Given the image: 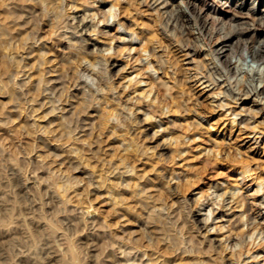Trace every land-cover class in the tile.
<instances>
[{
  "label": "rangeland",
  "instance_id": "obj_1",
  "mask_svg": "<svg viewBox=\"0 0 264 264\" xmlns=\"http://www.w3.org/2000/svg\"><path fill=\"white\" fill-rule=\"evenodd\" d=\"M1 1L2 0H0V6L2 7L0 8L10 13L8 8L18 3L20 0H4V3ZM26 1L30 4H34L36 1L38 2V0ZM79 1L64 0V4L60 10H63L62 14L68 17L70 21L73 16L76 15L77 17L92 16V13L95 11L92 10L93 4L90 3L94 0ZM96 1L98 2L96 6L102 8L105 13L110 12L112 4H117L119 7L116 8L121 12L119 19L114 20L109 24L110 27L105 29V32H109L111 36L115 35L114 40L111 42V45H114L111 50L107 42L109 40H106L107 36H97L95 33L94 35L93 32L91 33L92 35L88 32L87 35L84 36V38L86 37L88 40L89 45H85V43H82L83 45L81 44L82 40L79 36L80 34H78L79 38L76 36L75 39L74 37L72 38L71 35H68L71 37V41L68 42V38L62 36V34L66 32L64 29L60 30L59 36L62 37L58 40L54 39L51 43L48 33L50 28L48 27L53 23L54 17L53 13H50L52 11H47V8L42 5H38L35 8V13H33L35 19L33 18V21L26 25L27 30H22L21 32L24 36H27V34L32 35L31 28H35L40 36H44L45 38L47 36L49 39V41H47L48 49L51 50L52 56L55 51V53H57V51L59 53H65L66 56L69 55V52H73L76 54L75 56H77L78 52L85 49V51L90 52L91 58L94 61L98 59L97 61L103 64L104 70L107 71V78L105 79L103 76L98 77L96 72L92 78L96 80L97 86V79L101 80V78H103V84L106 85H103V91L106 92V94L104 93L105 95H103V91H101L102 93L99 92L101 95H97V100L99 99L98 101H100V98H103L104 101L101 99L100 103L95 100L93 101L95 104L93 102L91 104L96 105V107L100 109L101 104L107 107V105L111 103L114 107H118V109L116 107V110H118L119 116L121 114L123 116L127 115V113L123 111L125 106L135 111V119L140 121V123L138 125L133 124L129 126H132V135L139 140L142 151H149L147 154L143 155L144 157H141L140 163H137L139 169H144L143 171L148 174L147 188L144 190L145 193L143 190H140L142 189L140 186L135 188V186L132 185L131 188H128V180L133 174L132 172H127L122 166L120 167L119 173L122 174V172H124L123 176L125 178L122 177V180L119 179L121 180L119 183L121 182V189L125 188L123 191L124 201H119L121 204H116L119 199L116 201V198L112 199L107 193L105 186L103 188L99 173L102 169L105 172L108 168L106 165H108V161L110 160L106 162L105 160L112 159V156H104L105 150L113 154L112 148L114 147V145L109 142V138L105 135L99 136L97 133L95 138L88 135L86 137L87 140L81 142L82 144L92 142V149L96 155V159L99 158V168H102L99 171L93 168L95 165L94 162H92L91 165H86V163L83 165L82 163L85 162V158L83 161L78 159L75 153L76 151L72 156L73 152H71V149L75 150L73 145L67 147L66 151H52L50 149L52 145H54L53 147L57 146L54 140L57 132L53 133L52 130L55 129L57 121L63 117L64 112L56 113V115L54 113L47 114L51 111L49 108L52 106L48 104L45 106L46 108L43 107L47 113L42 112L43 109L34 113L29 104L23 107L19 101L11 98V91L19 90V92H23L26 99H28L30 95L29 91H27L28 86L30 83L35 82L36 77L33 75L32 65L29 63V66L25 68V75L21 73L17 76V70L11 69L10 67V70L3 75L5 82L0 81V264H124L125 260L122 257L119 246H124L125 244L135 245L137 255H139L136 258L137 264L141 263L139 259H144L145 263L149 261L150 258L147 255L144 256L145 250L150 257L156 256L167 259L170 264H249V262H251V264H263L264 252L260 254L258 260H254L253 258L257 254L256 252H259V246L257 244H255L256 246L249 244L244 248L245 253L242 256V261H238L239 252L229 251L227 249L230 247L234 248V244L238 242L237 239H235L237 235L235 233L230 234L227 230L232 227L236 218L239 219L241 213L244 211L243 207L238 208L237 203L233 202L229 205L230 211L221 209L216 212L213 217L215 222L210 223L208 228L219 229L217 226H220V224L226 225V230L224 228L221 232H209L204 228L203 224L200 223L202 219L200 212L210 210L213 207V205H211V200H209L207 204H204L202 209H197L192 213V216H195L194 218L192 217V219L196 221L197 226L202 230L200 232H195L193 230L182 209L189 203L202 200L206 196L211 197L213 193L219 197L226 192H235L237 189L241 190L244 188L245 191L241 190L240 192L243 191L242 194L246 196V192L249 191L247 195H250L255 190L256 184L254 182L250 183L249 181L251 178L249 177L245 180L249 182L246 186L242 177L238 176L240 164L245 161H248V171H251L255 176H260L264 182V91H260L257 95L254 94L256 89L249 91L247 86L237 85V78H239L240 81L255 78L256 82L259 84L257 90L264 87V78H262L261 73L250 68L253 63L264 65V52L262 53V58H256L249 49L243 48V43L238 45L236 44V40L233 41L232 46H230L231 50L229 51V55H232L231 65L226 64V62L224 63V66H227L230 70L228 72L221 63L224 59H219L215 55L216 53L212 51L215 49L218 50L222 45L217 44L211 45L212 47H210L205 36L201 33L200 26L191 18L181 0H166L169 3L168 6L163 3L160 5L157 4L154 7L149 6L151 0H149V3L144 4H141L139 0H116L118 2L115 0ZM161 1L163 0H160V2ZM226 2L227 0H208V3L213 9H218L222 13L225 12L227 16L225 21L220 22L216 27V30L219 32L221 31L220 33L223 35L230 34V31L240 32L244 36V41L252 42V44L257 46L264 45V24L261 21L262 19H258L262 15L260 13L257 14L259 7L264 9V0H230L227 4ZM260 2H262V4H260ZM237 5L239 6L236 8ZM65 8L67 9L66 13H64ZM241 8L243 10H241ZM177 9L184 15L186 24L175 18L174 10ZM240 10L243 12V14H241L243 18L234 17L233 13ZM252 10H254V12H252ZM97 19L98 17H95L96 22H99ZM87 20L88 22L91 21L90 19ZM232 20L234 22H232ZM118 21L125 23L124 28L128 30H120ZM72 22L74 23V21ZM99 24L100 27H103V23L101 24L99 22ZM165 26L167 31H165ZM16 29L19 30L20 27L16 26ZM132 29H134V33ZM44 31L46 32L44 33ZM169 32H175V35H169ZM120 33L126 35L128 40L138 36V39L134 40L133 43L140 48V51L141 48L146 45L147 51L142 53L140 51L136 52L135 50L128 51L124 49L123 52H117L118 49H115V46L118 44L120 45V49H123V44H120V40L117 43L115 41L119 39ZM93 46H95V50ZM107 47L108 50H106ZM48 49H46V51H48ZM5 52L6 51H0L1 72L5 70L4 65H11L10 60H14L13 58L15 56H17L16 58L19 60L26 56L23 51H19L18 55H9ZM139 55H141L142 58L147 55V59H142ZM76 59H78V56L75 60ZM161 59L168 63L167 65L170 64L168 68L163 71L159 70L160 64L158 61ZM107 62L108 65H105ZM85 64L86 62L83 60V66H90L88 63ZM74 65L75 64L72 65V72L69 71L73 77L75 76L76 81L78 73L74 74ZM149 66L157 69L156 76L150 73ZM95 68L96 66L94 70ZM62 70L63 76L67 75L69 72L66 70L64 71V69ZM140 73H144L141 75H146V73L147 75L149 74L155 81L161 77V81L169 82L173 89L171 93L174 95V98L176 96L175 101L177 102L181 98L178 103L180 105V110H182L175 114V118L171 117L173 114L169 113L168 108H165L166 106H162L163 98L158 93V89L152 88L149 83L147 84L148 81L136 83V81L141 78ZM213 74L217 76L226 74V78L218 80L216 82L217 85H213L211 84V76ZM203 76H205V78ZM47 77H51V75H47ZM31 78H33L34 81ZM231 85H237V89L234 90ZM112 88L117 90L115 95L110 90ZM151 88L154 90H152V94H150L152 98L150 96L143 98L144 96L141 92H143V90L149 91ZM4 89L6 93L2 92ZM93 89L96 90L95 88ZM180 90L182 91L180 92ZM216 90L217 92H215ZM70 92H74L75 95L79 93L74 90V87L70 89ZM219 92L228 93V97H231V99L216 95V93L218 94ZM87 95L90 96L89 93ZM158 95L159 98H162L160 102L158 100L152 102V99L156 96L158 97ZM8 97H10V100ZM90 100H92V98H90ZM109 100L111 102H109ZM72 101L76 106L75 102L77 99L73 98ZM111 104L107 109L114 108L110 107ZM148 106H151V110ZM152 109L155 110V112ZM163 109H167L168 112L163 111ZM74 110L76 109L73 108V112ZM152 111L153 113H151ZM95 113L97 112L94 109H88L87 113L83 116L90 117V119L95 118L97 121V115L99 116V113ZM236 113L238 115H236ZM59 114L62 115L60 116ZM152 114H155L154 117H156L153 119V122L155 121L154 126L148 120V116ZM122 115L119 119L124 121L122 120ZM233 116H238L235 125L232 122ZM38 119L42 122H39ZM174 119L176 120V124L175 130L172 131L168 126L174 124ZM115 120L117 119H111V121H113L111 123L116 124ZM161 120H163V122ZM167 121H169V125L166 124ZM48 124L50 126H48ZM245 125H248V127H244ZM18 126L20 128H18ZM26 129L30 131L27 132L28 134L26 133ZM161 129L167 130L161 131ZM29 134L30 136H28ZM173 135L174 137L179 136L180 139L178 141L180 142L174 139ZM104 139L108 140L105 141ZM100 145L102 146V150H100ZM37 148L38 151L36 150ZM33 149H35V151ZM69 153H71V155ZM152 155L154 157H152ZM116 161L117 160L114 158L111 164ZM104 164L105 166H103ZM89 166L92 167L89 168ZM115 166L114 163V167ZM81 168L84 169L81 170ZM119 173L115 171L111 175L106 173L105 176H108L109 179L112 180L115 175L116 177L118 176L117 178H120ZM182 177L184 178L183 180L181 179ZM187 181H189V186ZM63 183L64 185H62ZM192 185L194 187H192ZM57 187H61L62 189L59 188L58 191ZM63 189L64 191H62ZM65 189L68 190L66 191ZM163 189L166 191H163ZM185 189L188 190L185 191ZM163 192L166 196L165 194L163 195ZM60 194L64 195L61 196ZM162 195L165 198L162 197ZM99 197L100 199H98ZM147 197H149L148 200ZM167 197H171L172 199L169 198L171 199L169 200ZM82 198L89 201L85 200L88 205L84 202L87 207H89L90 203H93V207L95 209L97 208L95 215H86L88 209L85 207ZM141 198L146 201L144 203L138 202ZM224 199L225 201H232V197L227 195H225ZM113 200L115 203H113ZM147 201L150 202L148 203ZM259 202L260 201L255 205L256 208L253 207L251 213L253 217L257 219V225L264 227V208L258 207ZM81 204H84L83 206L85 208ZM137 204L138 207H136ZM155 204L159 205L157 206ZM173 204L174 206H172ZM152 205H155L154 207L156 208ZM165 208L166 211H164ZM237 215L238 217H236ZM161 218H163V220ZM163 223L166 227L161 225ZM240 230L247 232V226ZM257 233L258 232H256V234ZM246 234L248 235V233ZM169 239H171L170 241H174L175 246L173 245V241L172 244L170 242L167 243ZM225 240H227V245L224 244ZM138 246H140V248ZM201 246L202 248H200ZM137 248L142 252L140 251L141 253H139ZM155 248H157L158 251ZM249 248L250 252L248 253L247 249ZM168 249L170 251H168ZM210 249H212V251H210ZM236 253L238 255H236ZM196 259L197 261H195Z\"/></svg>",
  "mask_w": 264,
  "mask_h": 264
},
{
  "label": "bare ground",
  "instance_id": "obj_2",
  "mask_svg": "<svg viewBox=\"0 0 264 264\" xmlns=\"http://www.w3.org/2000/svg\"><path fill=\"white\" fill-rule=\"evenodd\" d=\"M3 3H4V0H2ZM1 1V2H2ZM66 1V0H65ZM79 1V0H78ZM91 1V0H90ZM93 1V0H92ZM95 1V2H94ZM93 2H90L92 3V10H95L94 13H92V18L90 19L91 21L88 22V20L86 19V17L88 16H84V17H77L76 16H73L72 20L70 21L68 19V17H66L64 14H62L63 10L61 11L60 9L62 8V5L60 3V0H45L46 4H47V11H52L50 13H53V23L50 25V28L48 33H49V39H51V43L54 39H59L61 38L62 36L64 38H68V42L71 41V37L68 36V35H71L72 38L74 37V39L76 38H79L78 37V34H80V38L82 40L81 44L82 43H85L89 45V42L88 40L86 39V37L84 38V36L87 35L88 32H90L89 34H91L93 32V34L95 33L97 36L98 35H106V40H109L107 41L109 44V47H110V50L111 48H113V46L111 45V42L114 40V36H111L109 32H105V29L109 28L110 25L109 23L107 22V18L104 17V16H101L100 13H105V11L102 9V8H98L96 5H98L97 1L94 0ZM103 1V0H102ZM116 1V0H115ZM212 1V0H211ZM230 0H227V2H229ZM257 1V0H256ZM9 2V1H8ZM80 2V1H79ZM118 2V1H116ZM133 2V1H132ZM181 2L185 5L186 9L188 10V13L189 15L191 16V18L195 21L196 24H198L200 26V30H201V33L205 36V39L207 40V43L210 45V47H212L211 45H217V44H221L222 46L218 49V50H212L213 52H215L216 56L220 59H224V61H222V65L224 68L227 69V71L229 72L230 70L227 68V66L225 67L224 66V63L226 62V64L228 65H231V62H232V55H229V51L231 50L230 49V46H232V42L236 40V44L240 45L241 43H243V48L245 49H249L251 51V53L256 57V58H262V53L264 52V45H255V44H252V42H246L244 41V36L242 33L240 32H231L230 31V34L228 35H223L222 33H220L219 31L216 30V27L220 24V22H224L225 21V18H227L225 12L222 13L220 10L218 9H213L212 6H210V4L208 3V0H181ZM226 2V4H227ZM165 4L166 6L169 5V3L166 1V0H163L160 2V4ZM211 3V2H210ZM10 4V3H9ZM87 4V3H86ZM140 4V3H138ZM158 4V5H160ZM255 4V3H254ZM260 4H262V2H260ZM38 5H42L43 7L45 6L44 3L40 2V0H38V2H34V4H30L28 3L26 0H20L18 3H15L13 4L11 7H9V12H5L2 8H0V51H6L5 53L9 54V55H18L19 51H23V53H25L24 55L25 58L23 57L22 59L20 58L17 59L15 56L13 59L14 60H10L11 62V65H4L5 67V70L3 72L0 71V81L1 82H5L4 81V77L3 75L6 74L9 70H10V67L11 69H16L17 70V76H19L21 73H23L24 75L26 74L25 72V68H27L29 66V64H31V68L33 70V75L36 77V80L35 82L33 83H30L29 86H28V90L29 91V98L26 99L25 97V94L23 92H19V90H13L11 91V98H14L16 99L17 101L20 102L21 106H25L27 104H29L30 107H32V110L34 113H36L37 111H39L40 109H43V107L47 106L48 104H51L52 106L49 108L51 109L50 112H46V110H42V112H46L47 114H55L56 113H62L64 112V115L63 117H61L58 121H57V125L55 127L53 131L54 132H57V135L55 136V142L57 144V146L53 147L54 145H52V148H50L52 151H58V150H64L66 151L67 150V147L69 146H72L75 148V150H72L71 149V152H73L72 156L74 155V152L76 153V156L78 157V159H80L81 161H83V159L85 158V162L82 163L83 165L86 163V165H91L92 162L95 163L94 167L95 169H97V171L101 170L99 168V158L96 159V155L92 149V142L88 143V144H82L81 142L82 141H86V137L88 135H90L92 138H95L96 137V134L98 133V135H102V136H106L109 138V142H111V144L114 145V147L112 148V153H110V151H106L105 150V155L104 156H112L111 158L112 159H107L105 160L108 161V165H106L107 170H104L102 169L101 172L99 173V178H101V182H102V186L104 188L107 189V193L111 196L112 199L116 198L115 201L117 199H119L116 204H121L119 201H124V198H123V194H124V189H121L120 187V183L119 181H121L122 177H124V172L119 173L120 172V167H124V169L127 170V172H132V176L129 178V184L127 185L128 188H131L132 185L136 187H141L142 189L140 190H145V188H147V183H148V174L145 173V171H143L142 169H139V165H137V163L140 161L141 157L144 155V154H147V152H149L148 150L147 151H142V148L140 146V143H139V140H137V137H133L132 135V132H131V127L132 126H129V124H127V122H124V121H121L119 119V117L122 115L119 116L118 115V110H116V107H114L113 104L109 103V105L111 104L110 107H114L113 109H107V107L109 105H106L105 106H102L101 104V110L98 109L96 107V105H94L95 103L93 101H98L97 100V95L100 94L99 92L101 91H97V90H94L93 87L90 86V84L86 81V80H81V79H78L75 81V76L73 77L71 75V72H72V69H73V64H75L74 66V69L73 70L76 74H83L84 76H87V77H92L94 74H95V70H94V67L96 66L97 64V58H96V54H95V58L97 59L96 61H94L91 57V54L90 52L88 51H85V49L81 52H78V59L75 60V58L77 56H75L76 54H74L73 52H69V55L66 56V54L64 53H59L57 51V53L54 52V55L52 56V52L50 49H48V42L49 39L46 38L43 36H40L39 32L37 31V29L35 30V28H31L32 29V35L31 34H27V36H24L22 34V30H27L26 28V25L27 24H30L32 21H33V13H35V8L38 6ZM84 5V4H83ZM102 5V4H101ZM119 5V4H118ZM121 5V4H120ZM124 5V4H123ZM129 5V4H128ZM137 5V4H136ZM135 5V6H136ZM72 6V5H71ZM239 5L236 6V8L238 7ZM2 7V6H0ZM74 7V6H73ZM72 7V8H73ZM76 7V6H75ZM113 7H119L117 6V4H112L111 8ZM77 8V7H76ZM110 8V10H111ZM126 8V7H125ZM129 8V6H128ZM127 8V9H128ZM165 8V7H164ZM163 8V9H164ZM167 8V7H166ZM40 9V8H39ZM88 9V8H86ZM42 10V9H41ZM131 10V9H130ZM233 10V9H232ZM237 10V9H235ZM234 10V11H235ZM241 10H243L241 8ZM236 11L235 13H233L232 11H229L230 13H233L234 17H239V18H243L241 14H243L242 11ZM40 11V10H39ZM88 11V10H87ZM129 11V10H128ZM132 11V10H131ZM38 12V11H37ZM46 12V11H45ZM89 12V11H88ZM173 12V11H172ZM171 12V13H172ZM228 12V13H229ZM252 12H254V10H252ZM87 13V12H86ZM107 13V12H106ZM110 13V12H109ZM108 13V14H109ZM227 13V14H228ZM260 13L262 16H260V18L258 19H262L261 21L263 22L264 24V9H261L260 7L258 8V11H257V14ZM41 14V13H40ZM45 14V13H44ZM111 14V13H110ZM125 14V13H124ZM139 14V13H138ZM173 14V13H172ZM253 14V13H252ZM12 15V16H11ZM68 15V14H67ZM89 15V14H88ZM141 15V14H140ZM139 15V16H140ZM174 15H175V18L176 19H179L181 20L184 24H186L185 22V19H184V15L182 14L181 11H179L178 9L177 10H174ZM173 15V16H174ZM254 16V15H253ZM256 16V15H255ZM38 17V16H37ZM40 17V15H39ZM44 17V16H43ZM95 17H98L97 21H99L101 24L103 23V27H100V24L99 22H96L95 20ZM48 18V17H47ZM52 18V17H51ZM50 18V19H51ZM170 18V17H169ZM35 19V18H34ZM49 19V18H48ZM47 19V20H48ZM71 19V18H70ZM234 19V18H233ZM18 20V21H17ZM44 20V19H43ZM46 20V19H45ZM52 20V19H51ZM75 20H76V23H75ZM189 20V19H188ZM191 20V19H190ZM235 20V19H234ZM247 20V19H246ZM74 21V23L72 22ZM124 21V20H123ZM45 22V21H44ZM231 22V21H230ZM232 22H234L232 20ZM236 22V21H235ZM46 23V22H45ZM49 23V21H48ZM117 23V22H116ZM127 23V22H126ZM134 23V22H133ZM144 24V23H143ZM239 24V22H238ZM47 25V24H46ZM63 25V27H62ZM118 25L121 26H125V23L121 22V21H118ZM134 25V24H133ZM262 25V24H261ZM15 26V27H14ZM16 26H19L20 29L17 30L16 29ZM35 26V25H34ZM43 26V25H42ZM182 27V26H181ZM39 28V27H38ZM44 28V27H43ZM47 28V29H48ZM93 28V29H92ZM127 28V27H126ZM183 28V27H182ZM262 28V27H261ZM61 29H64L66 30V32H64V34H62V36L60 37V30ZM92 29V30H91ZM34 30V32H33ZM71 30V31H69ZM40 31V30H39ZM108 31V30H107ZM136 31V30H135ZM46 31H44L45 33ZM63 32V31H61ZM30 33V32H29ZM42 33V32H41ZM118 33V32H117ZM129 33V32H128ZM43 34V33H42ZM94 34V35H95ZM133 34V33H132ZM187 34V33H185ZM92 35V34H91ZM117 36V35H116ZM136 38H132L131 40H128L126 38V35H124L123 33H120L119 34V39L118 40H115L116 43L120 40V44L122 43L123 44V49L121 48L120 49V45L116 44L117 46H115V49L117 48V52H123V50H128V51H132V50H135L136 52L137 51H140L139 47H137L133 41L134 40H137L138 36H135ZM101 38V37H100ZM116 38V37H115ZM48 39V40H47ZM103 39V37H102ZM67 40V39H66ZM80 40V39H79ZM154 40V39H153ZM150 41V40H148ZM156 41V40H155ZM18 42V44H17ZM78 42V41H77ZM165 42V41H164ZM73 43V42H71ZM92 43V42H91ZM94 43V42H93ZM163 43V42H162ZM83 45V44H82ZM92 45V44H91ZM98 45V44H97ZM145 45V44H144ZM158 45V44H157ZM207 45V46H209ZM64 46V45H63ZM70 46V45H69ZM142 46V45H141ZM50 47V46H49ZM99 47V46H98ZM148 47V46H147ZM53 48V47H52ZM70 48V47H69ZM72 48V47H71ZM76 48V46H75ZM94 50H95V46H93ZM259 48V53H257V49ZM46 49H48V51H46ZM74 49V48H73ZM77 49V48H76ZM80 49V48H79ZM211 49V48H209ZM60 50V49H59ZM63 50V48H62ZM101 50V49H100ZM108 50V47L107 49ZM236 50V49H235ZM74 51V50H73ZM92 51V50H91ZM127 51V52H128ZM146 52V45L143 46L141 48V51L140 52ZM76 52V51H75ZM125 52V51H124ZM170 52V51H169ZM127 54V53H126ZM164 54V53H163ZM166 54V53H165ZM1 55V53H0ZM155 55V54H154ZM21 56V55H20ZM98 56V55H97ZM112 56V55H111ZM94 57V55H93ZM101 57V56H100ZM140 58H142L141 55H139ZM143 59V58H142ZM168 59V57H167ZM9 60V59H8ZM59 60V62H58ZM78 60V61H77ZM85 61L86 64L88 63V65L90 66H83L82 65V61ZM105 60V59H104ZM103 61V60H101ZM137 61V59H136ZM143 61V60H142ZM9 62V63H10ZM144 62V61H143ZM149 62V61H148ZM2 63V62H1ZM29 63V64H28ZM99 63V62H98ZM116 63V62H115ZM141 63V62H140ZM6 64V63H5ZM60 64V65H59ZM85 64V65H86ZM168 64V63H167ZM176 64V63H175ZM39 65V66H38ZM105 65H108V62L107 64ZM149 65V63H148ZM170 65V64H169ZM168 65V66H169ZM196 65V64H195ZM1 66V65H0ZM198 66V65H197ZM151 67V66H149ZM173 68V67H172ZM4 69V68H2ZM62 69H64V71L66 70L68 72L67 75L63 76L62 72L63 71ZM110 70V69H108ZM141 70V69H140ZM14 71V70H13ZM28 71V70H27ZM106 71V70H105ZM111 71V70H110ZM199 71V70H198ZM16 72V71H15ZM107 72V71H106ZM145 73V72H144ZM144 73H140L141 74H144ZM203 73V72H202ZM9 74V73H8ZM28 74V73H27ZM73 74V75H74ZM77 74V75H78ZM29 75V74H28ZM47 75H51V77H47ZM139 75V76H140ZM147 75V73H146ZM146 75H141L139 80L136 81V83H140L142 81H148L147 84L149 83V85L155 89H158V93L161 95V97L163 98V105L162 106H166L165 108H168L169 110V113L170 114H173L171 117L175 118V114L181 112L180 110V105H179V101H175V98L173 97L174 95H172L171 93V90L172 87L170 86L169 82L167 81H161L160 78H158V80H154L151 76H149V74L146 76ZM175 76V75H174ZM30 77V75H29ZM102 77V76H101ZM192 77V76H191ZM205 78V76H203ZM7 79V78H6ZM16 79H19V78H16ZM15 79V80H16ZM33 80V78H31ZM97 79V78H96ZM106 79V78H105ZM109 79V77H108ZM107 79V80H108ZM10 80V79H9ZM8 80V81H9ZM98 80V88L99 89H102L104 90V86L105 84H103V78L100 79H97ZM132 80V79H131ZM163 80V79H162ZM182 80V79H181ZM34 81V80H33ZM96 81V80H95ZM133 81V80H132ZM209 82H211L210 80H208ZM19 82V81H18ZM12 83V82H10ZM26 83V82H25ZM105 83V82H104ZM180 83V82H179ZM173 84V83H172ZM183 84V83H182ZM212 84V82H211ZM219 84V83H218ZM15 85V84H14ZM17 85V84H16ZM138 85V84H136ZM166 85V87L164 86ZM183 85H186V84H183ZM214 85H217L216 83ZM12 86V85H11ZM106 86V85H105ZM74 87V90L76 92H79L78 94L76 93V95L74 94V92H70V89ZM215 87V86H214ZM150 89L149 91H144L141 92L143 94V98H146V97H149L150 94H152V90L153 89ZM261 88V87H260ZM23 89V88H22ZM115 89V88H114ZM135 89V88H134ZM142 89V88H141ZM176 89V88H175ZM182 89V87H181ZM146 90V89H145ZM73 91V90H72ZM154 91V90H153ZM182 90H180L181 92ZM260 91H264V87H262L260 90H257L256 89V92L254 94H257L260 92ZM4 93L5 92V89L2 91ZM9 92V91H8ZM47 92V93H46ZM179 92V91H178ZM217 92V90L215 91ZM10 93V92H9ZM91 93L90 96H88L87 94ZM102 93V92H101ZM106 92L103 91V95H105ZM149 93V94H148ZM157 93V94H158ZM183 93V92H182ZM181 93V94H182ZM186 93V92H185ZM214 93V92H213ZM178 94V93H177ZM252 94V93H251ZM101 95V94H100ZM99 95V97H100ZM176 95V94H175ZM183 95V94H182ZM214 95V94H213ZM217 95V93H216ZM78 96H81V97H78ZM92 96V97H91ZM78 97V98H77ZM92 98V100H90V98ZM103 97V96H101ZM108 97V96H107ZM105 97V98H107ZM151 97V96H150ZM159 98V95L158 97L156 96L155 98L152 99V102L158 100L160 102V99L162 98ZM260 97V96H259ZM10 97H8L9 99ZM73 98H76L77 101L75 102L76 103V106L74 103H72V99ZM139 98V97H138ZM152 98V97H151ZM101 99L103 98H100V101ZM109 99V98H108ZM133 99V98H132ZM142 99V98H141ZM10 100V99H9ZM119 100V99H118ZM138 100V99H137ZM140 100V99H139ZM146 100V99H145ZM178 100V99H177ZM189 100V99H188ZM14 101V100H13ZM98 101V102H100ZM104 101V99L102 100ZM106 101V100H105ZM94 103V104H91V103ZM97 102V103H98ZM108 102V100H107ZM109 102H111L109 100ZM151 102V103H152ZM101 103V102H100ZM99 103V104H100ZM114 103V101H113ZM105 104V103H104ZM103 104V105H104ZM107 104V103H106ZM115 104V103H114ZM28 106V105H27ZM26 106V107H27ZM125 106V105H124ZM147 106V105H146ZM161 106V105H160ZM145 107V106H144ZM149 109L151 110V106H148ZM154 107V106H153ZM158 107V106H157ZM21 108V107H20ZM19 108V110H20ZM28 108V107H27ZM46 108V107H45ZM73 108H75L76 110H74L73 112ZM18 109V108H17ZM88 109H94L97 113H99V116L97 115V118L98 120L96 121V119L92 118L90 119V117H84L83 115L87 113ZM118 109V107H117ZM18 110V111H19ZM153 110V109H152ZM17 111V110H16ZM155 112V110H153ZM153 111L151 113H153ZM164 111V109H163ZM32 112V113H33ZM41 112V113H42ZM123 112V111H121ZM161 112V111H160ZM168 112V111H167ZM184 112V111H183ZM31 113V114H32ZM95 113V114H97ZM168 113V114H169ZM240 113V112H239ZM19 114V112H18ZM25 114V113H23ZM92 114V113H91ZM165 114V113H164ZM163 114V115H164ZM182 114V113H181ZM60 115V114H59ZM62 115V114H61ZM60 115V116H61ZM78 115V116H77ZM162 115V116H163ZM179 115V114H178ZM236 115H238L236 113ZM16 116V115H15ZM22 116V115H21ZM27 116V115H26ZM33 116V115H32ZM38 116V115H37ZM47 116V115H46ZM59 116V117H60ZM123 116V115H122ZM151 116H155V114H152ZM17 117V116H16ZM25 117V116H24ZM58 117V116H57ZM158 117V116H157ZM119 119L121 121V123H124L125 124V127L124 128H121L117 123L116 124H112L111 122V119ZM121 118V117H120ZM156 118V117H155ZM168 118V117H167ZM166 118V119H167ZM180 118V117H179ZM172 119V118H171ZM39 120V119H38ZM123 120V119H122ZM150 121V123L154 126L155 124V121L153 122V119H148ZM164 120V119H163ZM163 120H161L163 122ZM37 121V120H36ZM44 121V120H43ZM48 121V120H47ZM116 121V120H115ZM143 121V120H142ZM174 121V124L171 126H168L170 127V129L172 131L175 130V119L173 120ZM242 121V120H241ZM38 122V121H37ZM39 122H42L39 120ZM183 122V120H182ZM247 122V121H246ZM24 123V122H23ZM30 123V122H29ZM34 123V122H33ZM178 123V122H177ZM180 123V122H179ZM43 124V123H42ZM169 125V121H167V123ZM181 124V123H180ZM23 125V124H21ZM37 125V124H36ZM44 125V124H43ZM133 125V124H131ZM157 125V124H156ZM40 126V125H39ZM47 126V125H45ZM48 126H50L48 124ZM151 126V125H150ZM263 126V125H262ZM137 127V126H136ZM146 127V126H145ZM167 127V126H166ZM248 127V126H247ZM18 128H20L18 126ZM27 128V127H26ZM40 128V127H39ZM47 128V127H46ZM22 129V128H21ZM143 129V128H142ZM113 130V131H111ZM134 130V128H133ZM139 130V129H138ZM141 130V129H140ZM198 130V129H197ZM107 131H111V132H107ZM143 131V130H142ZM141 131V132H142ZM149 131V130H148ZM187 131V130H186ZM21 132V131H20ZM27 132H30V131H27L26 129V133ZM144 132V131H143ZM178 132V131H177ZM191 132V131H190ZM194 132V131H193ZM25 133V134H26ZM50 133V132H49ZM21 134V133H20ZM24 134V133H23ZM28 134V133H27ZM184 134V133H183ZM21 136V135H20ZM30 136V134L28 135ZM26 136V137H28ZM32 136V135H31ZM77 136V137H75ZM189 136V135H188ZM195 136V135H194ZM50 137V136H49ZM90 137V139H91ZM140 137V135H139ZM166 137V136H165ZM174 137V135H173ZM33 138V137H32ZM47 138V136H46ZM186 138V137H185ZM193 138V137H191ZM26 139V138H25ZM38 139V138H37ZM174 139H176L177 141L180 139L179 136H176L174 137ZM173 139V140H174ZM31 140V139H30ZM34 140V138H33ZM43 140V138H42ZM54 140H51V141H54ZM93 140V139H92ZM105 140V139H104ZM108 140V139H107ZM105 140V141H107ZM172 140V139H171ZM169 141V140H168ZM35 142V140H34ZM142 142V141H140ZM171 142V141H170ZM169 142V144H170ZM180 142V141H178ZM51 143V142H50ZM101 144V143H100ZM104 144V143H103ZM109 144V143H108ZM143 144V143H142ZM181 144V143H180ZM46 145V144H44ZM43 145V146H44ZM110 145V144H109ZM111 145V146H113ZM173 145V144H172ZM27 146V145H26ZM42 146V145H41ZM104 146V145H103ZM170 146V145H169ZM174 146V145H173ZM172 146V147H173ZM179 146V144H178ZM49 147V146H47ZM98 147V146H97ZM100 150H102V146L100 145ZM105 147V146H104ZM157 147V146H156ZM181 147V146H180ZM179 147V148H180ZM155 148V147H154ZM29 149V148H28ZM31 149V148H30ZM46 149V148H45ZM97 149V148H96ZM95 149V150H96ZM105 149V148H104ZM145 149H148V148H145ZM181 149V148H180ZM32 150V149H31ZM35 151V149H33ZM38 151V148L36 149ZM47 150V149H46ZM49 150V149H48ZM155 151V150H154ZM158 151V150H157ZM163 151V150H162ZM43 152V151H42ZM55 153V152H54ZM67 153V152H66ZM65 153V154H66ZM218 153V152H217ZM216 153V154H217ZM60 154V153H59ZM71 155V153H69ZM151 154V153H149ZM154 154V153H153ZM39 155V154H38ZM58 155V154H57ZM155 155V154H154ZM177 155V153H176ZM68 156V154H67ZM85 156V157H84ZM61 157V156H60ZM71 157V156H70ZM99 157V156H98ZM144 157V156H143ZM152 157H154L152 155ZM151 157V158H152ZM54 158V157H53ZM57 158V157H56ZM67 158V157H66ZM105 158V157H104ZM114 158L115 160H117L115 163V167H114V163L111 164L113 161H114ZM38 159V158H37ZM231 159V158H229ZM67 160V159H66ZM146 160V159H145ZM52 161V160H51ZM148 161V160H146ZM241 161V159H240ZM65 162V161H64ZM238 162V161H237ZM248 162V161H247ZM247 162L245 161L244 163H241L240 164V167H239V175L240 177H242V180L244 181V184L247 186L248 183L250 182H254L256 184V187H255V190L249 195H247V193L249 192H246V196L243 195V197H245L246 199L243 201V203L239 204L238 208L239 207H243L244 208V211L241 213L240 217L247 214V220L248 221H252L254 222L252 227L249 228L247 226V232H245L244 230H240L241 228L243 227H246V224L244 222H241L239 219H235L234 223L232 224V227L231 228H228L227 232H230L231 233H235L237 235V241L239 239V237L241 236H244L246 233H248V236L251 237V235L253 234H256V232L258 233H262L264 232V227H261V226H258V221L257 219H255L252 215V211H253V207H255V205L259 202V204H261L262 202H264V194L262 195H254V193H256L258 191V189L260 188L261 184L264 183L263 182V179L260 177V176H255L254 174L251 173V171H248L247 167H248V164ZM79 163V161H78ZM140 163V162H139ZM144 163V162H142ZM146 163V162H145ZM151 163V162H149ZM246 163V164H245ZM62 164V163H61ZM60 164V165H61ZM69 164V163H68ZM103 164V162H102ZM100 164V165H102ZM106 164V163H105ZM105 164L103 166H105ZM142 165V164H140ZM146 165V164H145ZM149 165V164H148ZM251 165V164H249ZM63 166V165H62ZM68 166V165H67ZM66 166V168H67ZM72 166V165H71ZM70 166V167H71ZM237 166V165H236ZM69 167V169H70ZM92 167V166H89V168ZM251 167V166H250ZM55 168V167H54ZM249 168V167H248ZM52 169V168H51ZM68 169V170H69ZM79 169V168H78ZM84 169V168H83ZM81 168V170H83ZM151 169V168H150ZM66 170V169H64ZM67 170V171H68ZM72 170V169H71ZM122 170V169H121ZM149 170V168H148ZM79 171V170H78ZM115 171H118V173L120 174V178H117L116 175L114 176V178L112 180L109 179L108 176H105L106 173H109L110 175L113 174ZM125 171V170H123ZM150 171V170H149ZM235 171V170H234ZM74 172V171H73ZM84 172V171H83ZM82 172V173H83ZM126 172V173H127ZM172 172V171H171ZM256 172V171H255ZM95 173V172H94ZM92 173V174H94ZM125 173V174H126ZM128 173V174H129ZM246 173H250V175H246ZM85 174V173H84ZM238 174V173H237ZM63 175V174H62ZM95 175V174H94ZM161 175V174H160ZM55 176V175H54ZM83 176V175H82ZM81 176V177H82ZM98 176V175H97ZM96 176V177H97ZM152 176V175H151ZM77 177V176H76ZM127 177V176H126ZM236 177V176H235ZM251 178V180L249 182H246V178ZM54 178V177H53ZM98 178V179H99ZM125 178V177H124ZM190 178V177H189ZM237 178V177H236ZM235 178V179H236ZM50 179V177H49ZM81 179V178H80ZM84 179V178H83ZM121 179V180H119ZM182 180L184 179L183 177L181 178ZM238 179V178H237ZM61 180V179H60ZM68 180V179H67ZM157 180V179H156ZM173 180V179H172ZM50 181V180H49ZM55 181V180H54ZM69 181V180H68ZM79 181V180H78ZM186 181V180H185ZM53 182V181H52ZM56 182V181H55ZM62 182V181H61ZM86 182V181H85ZM157 182V181H155ZM164 182V181H163ZM167 182V181H166ZM188 182V186L190 185L189 184V181ZM54 183V182H53ZM236 183V182H235ZM95 184V183H94ZM100 184V183H99ZM126 184V183H125ZM170 184V183H169ZM239 184V183H238ZM54 185V184H53ZM64 185V183L62 184ZM66 185V184H65ZM101 185V184H100ZM162 185V184H161ZM241 185V184H240ZM70 186V185H68ZM169 186V185H168ZM184 186V185H183ZM253 186V185H252ZM250 186V187H252ZM54 187V186H53ZM65 187V186H64ZM83 187V186H82ZM90 187V186H89ZM152 187V186H150ZM155 187V186H154ZM186 187V186H184ZM192 187H194L192 185ZM243 187V185H242ZM249 187V186H248ZM58 188V187H57ZM61 188V187H59ZM59 188H58V191H59ZM73 188V187H72ZM100 188V186H99ZM102 188V187H101ZM127 188V189H128ZM134 188V187H133ZM187 188V187H186ZM191 188V187H190ZM50 189V188H49ZM52 189V188H51ZM62 189V188H61ZM81 189V188H80ZM170 189V188H169ZM66 191L68 189H65ZM105 190V189H104ZM138 190V188H137ZM188 190V189H185V191ZM241 190L245 191L244 188H242ZM240 190V191H241ZM64 191V189L62 190ZM101 191V190H100ZM163 191H166L165 189H163ZM242 191V192H243ZM78 192V191H77ZM81 192V191H80ZM63 193V192H62ZM71 193V192H70ZM88 193V192H87ZM143 193V192H142ZM145 193V191H144ZM154 193V192H153ZM152 193V194H153ZM169 193V192H168ZM245 193V192H244ZM74 194V193H73ZM76 194V193H75ZM135 194V193H134ZM149 194V193H148ZM165 193L163 192V195ZM170 194V193H169ZM61 196L64 195V194H60ZM93 195V194H91ZM90 195V196H91ZM128 195V194H127ZM150 195V194H149ZM160 195V194H159ZM162 195V197H164ZM70 196V195H69ZM79 196V194H78ZM82 196V195H81ZM84 196V195H83ZM87 196V195H86ZM96 196V194H95ZM101 196V195H100ZM129 196V195H128ZM166 196V194H165ZM168 196V195H167ZM170 196V195H169ZM175 196V195H174ZM177 196V195H176ZM179 196V195H178ZM153 197V195H152ZM150 197V198H152ZM172 197H173V194H172ZM75 198V197H74ZM74 198H71V199H74ZM78 198V197H77ZM80 198V197H79ZM85 198V197H84ZM90 198V197H89ZM97 198V197H96ZM95 198V199H96ZM149 197H147V200H148ZM157 198H158V195H157ZM165 198V197H164ZM168 198V197H167ZM171 198V197H169ZM168 198V199H169ZM83 199V198H82ZM100 199V197L98 198ZM97 199V200H98ZM143 198L139 199L138 202H142L144 203L146 200H142ZM145 199V198H144ZM172 199V198H171ZM169 199V200H171ZM55 200V199H54ZM84 200V199H83ZM87 200V199H85ZM85 200L83 201V203L85 202ZM110 200V199H109ZM150 200V199H149ZM152 200V199H151ZM155 200V199H154ZM163 200V199H162ZM168 200V201H169ZM178 200V199H177ZM181 200V198H180ZM80 201V199H79ZM88 201V200H87ZM111 201V200H110ZM114 201V200H113ZM115 201L113 203H115ZM126 201V200H125ZM128 201V200H127ZM157 201V200H156ZM167 201V200H166ZM257 201V202H256ZM89 202V201H88ZM130 202V201H129ZM148 202V201H147ZM150 202V201H149ZM148 202V203H149ZM153 202V201H152ZM176 202V201H174ZM81 203V202H80ZM87 204V202H85ZM84 203V204H85ZM95 203V202H94ZM128 203V202H127ZM136 203V202H135ZM134 203V204H135ZM159 203V202H157ZM162 203V202H161ZM181 203V202H180ZM83 204V205H84ZM85 204V207H87V205ZM91 204V203H90ZM89 204V207H87V213L86 215H95V213L97 212L96 209L93 207V203L90 205ZM150 204H153V203H150ZM166 204V202H165ZM178 204V203H177ZM235 204V203H234ZM258 204V205H259ZM82 205V204H81ZM82 205V206H83ZM114 205V204H113ZM131 205V204H130ZM130 205H127V206H130ZM157 205V204H155ZM154 205V206H155ZM159 205V204H158ZM157 205V206H158ZM212 205V204H211ZM210 205V206H211ZM118 206V205H117ZM123 206V205H122ZM125 206V205H124ZM126 206V207H127ZM135 206V205H134ZM143 206V205H142ZM153 206V205H152ZM153 206V207H154ZM174 206V204L172 205ZM81 207V206H80ZM84 207V206H83ZM84 207V208H85ZM136 207H138V204L136 205ZM145 207V206H144ZM180 207V206H178ZM186 207V206H185ZM130 208V207H129ZM143 208V207H142ZM156 208V207H154ZM160 208V207H159ZM236 208V207H235ZM234 208V209H235ZM139 209V208H138ZM148 209V208H147ZM166 209V208H165ZM86 210V209H85ZM116 210V209H115ZM132 210V209H131ZM149 210V209H148ZM147 210V211H148ZM168 210V208H167ZM78 211V210H77ZM82 211V210H81ZM80 211V212H81ZM169 211V210H168ZM257 211V210H256ZM263 211V210H262ZM123 212V211H122ZM241 212V211H240ZM261 212V211H260ZM83 213V212H82ZM117 213V212H116ZM130 213V212H129ZM168 213V212H167ZM184 213V212H183ZM255 213V212H254ZM235 214V213H234ZM263 214V213H262ZM84 215V214H82ZM126 215V213H125ZM260 215V214H259ZM147 216V215H146ZM158 216V215H157ZM183 216V215H182ZM132 217V216H131ZM135 217V216H134ZM150 217V215H149ZM193 217V216H192ZM195 217V216H194ZM193 217V218H194ZM238 217V215L236 216ZM239 217V218H240ZM87 218V217H86ZM125 218V217H124ZM130 218V217H129ZM138 218V217H137ZM217 218V217H216ZM163 220V218H161ZM130 220V219H129ZM137 220V219H136ZM156 220V219H155ZM89 222V221H88ZM111 222V221H110ZM122 222V221H121ZM128 222V221H127ZM162 222V221H161ZM156 223H159V222H156ZM261 223V222H260ZM259 223V225H260ZM119 224V223H118ZM117 224V225H118ZM146 224V223H145ZM91 225V223H90ZM159 225V224H158ZM162 226L165 224H161ZM178 225V224H177ZM147 226V225H146ZM152 226V225H151ZM216 226V225H215ZM175 227V226H174ZM219 227V231H223L225 227H227L226 225H223V224H220V226H217ZM260 227V229H259ZM94 228V227H93ZM153 228V227H152ZM88 229V228H87ZM95 230V229H94ZM155 230V229H154ZM226 230V228H225ZM160 231V230H159ZM183 231V229H182ZM253 231V232H252ZM166 232V231H165ZM196 232V231H195ZM252 232V233H251ZM257 233V234H258ZM169 234V233H168ZM228 234V233H227ZM163 236V235H162ZM169 236V235H167ZM233 237V236H232ZM132 238V237H131ZM137 239V238H136ZM218 239V238H217ZM168 240V239H167ZM171 239H169V241L167 243H171L172 244V241H170ZM233 240V239H232ZM124 242V241H123ZM143 242V240H142ZM189 242V241H188ZM131 243V241H130ZM191 243V242H190ZM161 244V243H160ZM230 244V243H229ZM255 245L254 242H252L251 240L249 241L248 245ZM124 245V244H123ZM173 245L175 246L174 244V241H173ZM259 246V252H256L257 254L253 257L254 260H258L260 258V254L264 252V243H260V244H257ZM119 246V245H118ZM172 246V245H171ZM233 246V245H232ZM256 246V245H255ZM120 247V251H121V254H122V257L124 258L125 260V263L124 264H137L136 263V258L139 256L137 255V252H136V247L135 245H124V246H119ZM140 248V246H138ZM144 247V246H143ZM234 247H235V244H234ZM168 248V247H167ZM202 248V246L200 247ZM248 248V247H247ZM138 249V248H137ZM153 249V248H152ZM157 250V248H155ZM166 249V248H165ZM228 249V248H227ZM252 249V248H251ZM119 250V249H118ZM145 250V249H143ZM149 250V249H148ZM190 250V249H189ZM193 250V249H192ZM254 250V249H252ZM73 251H74V248H73ZM119 251V252H120ZM141 251V250H140ZM138 249V252L141 253ZM146 251V250H145ZM144 251V256H148L150 259L148 262L145 263L144 259H139V262L140 264H170V262L167 260V259H162L160 257H150V255H148L146 252ZM158 251V250H157ZM168 251H170L168 249ZM178 251V250H177ZM190 252H193V251H190ZM199 252V251H198ZM247 252L249 253L250 252V248L247 249ZM117 253V252H116ZM125 253H130V255H125ZM160 253V252H158ZM200 253V252H199ZM218 253V252H217ZM245 253V250L244 248H242L240 251H239V256H238V261H242V256L244 255ZM162 254V253H161ZM170 254V253H169ZM193 254V253H192ZM202 254V253H201ZM253 254V253H252ZM76 255V254H75ZM164 255V254H163ZM213 255V253H212ZM236 255H238L236 253ZM248 255V254H247ZM121 256V255H120ZM183 256V255H182ZM196 256V255H195ZM221 256V255H220ZM223 256V255H222ZM120 258V257H119ZM148 259V258H146ZM145 259V260H146ZM199 259V258H198ZM222 259V258H221ZM261 260V259H260ZM264 260V258H263ZM122 261V259H121ZM138 261V260H137ZM197 261V259L195 260ZM191 262V261H189ZM237 262V261H236ZM180 263V262H179ZM184 263V262H183ZM194 263V262H193ZM224 263V262H223ZM264 264V263H263Z\"/></svg>",
  "mask_w": 264,
  "mask_h": 264
},
{
  "label": "clouds",
  "instance_id": "obj_3",
  "mask_svg": "<svg viewBox=\"0 0 264 264\" xmlns=\"http://www.w3.org/2000/svg\"><path fill=\"white\" fill-rule=\"evenodd\" d=\"M40 2L45 4V8L47 7L45 0H40ZM139 2L141 4H144V3H149V0H139ZM60 3H61V5H63L64 0H60ZM157 4H160V0H151V2L149 3V6L154 7ZM66 12H67V9L65 8L64 13H66ZM110 13L111 14L100 13L101 16H104L107 18V22L109 24H111L114 20H118L119 16L121 15L120 10L116 7L111 8ZM91 18H92L91 15L86 17V19H91ZM62 27H63V25H62ZM120 30H128V29H125L124 26L121 25ZM132 31L134 33V29H132ZM165 31H167L166 26H165ZM168 34L174 36L175 32H169ZM257 53H259V48L257 49ZM143 59H147V55H145V57ZM158 63L160 64V69H159L160 71H163L166 68H168L167 63L163 59L158 61ZM250 68L252 70L260 72L262 78H264V65H258L256 63H253V64H251ZM95 70H96L98 77L103 76V77L107 78V73L104 70V66L102 63H97ZM149 71L153 76H156L157 69L155 67H150ZM224 78H226V74L222 75V76H217V75L213 74L211 76L212 84L214 85L218 80L224 79ZM78 79H85L97 91H103L102 89L98 88L96 81L92 77H87V76H84L83 74H78ZM237 85L247 86L249 88V91L255 90L259 87V84L256 82L255 78L245 79L243 81H240L239 78H237ZM237 85H231V86L233 87L234 90H236ZM164 86L166 87V85H164ZM110 90L113 92L114 95L116 94V91H117L116 89L112 88ZM90 95H91V93H90ZM217 95L228 97V93H226V92H219ZM228 98L231 99V97H228ZM123 111L125 113H127V115L123 116V120L126 121L129 125H131V124L138 125L140 123V121H137L135 119L136 113L133 109H131L128 106H125ZM164 111H167V109H165ZM148 119H155V117L154 116H148ZM237 119H238V116L232 117V122L234 125H235V122ZM116 123L121 128L125 127V124L121 123V121L119 119L116 120ZM247 126L248 125H245L244 127H247ZM166 130L167 129H161V131H166ZM246 175H250V173H246ZM262 194H264V183H262L260 188L258 189V191L256 193H254V195H262ZM225 195L232 197V201H225V199H224ZM245 199L246 198L243 197V194H242V192H240L239 189H237L235 192H232V191L226 192V193L220 195L219 197H217L215 195V193H213L211 195V197L206 196L202 200H197V201H194L192 203L187 204L186 207L184 209H182V211L185 213V215L187 217V221L191 224L193 230L200 232L202 230L197 226L196 221L194 219H192V213L195 212L197 209H202L203 205L207 204L209 202V200H211L213 207L210 210L200 212V215L202 216L200 223H202L204 228L207 229L209 232L219 231L218 228H208V225L210 223L215 222L213 220V217L215 216L216 212L218 210H221V209H223L225 211H230L231 210L229 207L230 203L235 202L239 206V204L243 203V201ZM258 207L264 208V202L259 204ZM164 211H166V209ZM239 220L241 222H244L246 224V226H248L249 228H251L253 223H254L252 221L247 220V214L241 216L239 218ZM250 240L252 242H254L255 244L264 243V232L258 233V234H253V235H251V237H249L247 234L244 236H241V237H239L238 242L235 244V247L234 248L230 247V248H228V250L234 251V252H239L242 248H246V246L248 245ZM224 244L227 245V240L224 241ZM210 251H212V249H210ZM125 255H130V253H125ZM249 264H251V262H249Z\"/></svg>",
  "mask_w": 264,
  "mask_h": 264
}]
</instances>
